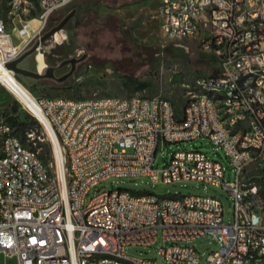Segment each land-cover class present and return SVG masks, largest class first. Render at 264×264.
<instances>
[{"label": "built area", "instance_id": "1", "mask_svg": "<svg viewBox=\"0 0 264 264\" xmlns=\"http://www.w3.org/2000/svg\"><path fill=\"white\" fill-rule=\"evenodd\" d=\"M74 1L4 0L0 70ZM160 10L163 33L178 42L199 40L216 56L217 72L195 81L181 111L159 97L34 98L52 131L36 117L58 172L2 127L0 264H158L125 252L156 245L165 264H199L197 248L181 243L204 236L218 243L207 264H264V0H162ZM25 16H32L29 24L38 18L39 27L32 39L15 44L16 21ZM197 139L222 150L224 159L199 148L166 156L170 145ZM136 176L223 188L234 220L225 223L221 201L209 195L118 188L99 189L88 201L102 182Z\"/></svg>", "mask_w": 264, "mask_h": 264}, {"label": "rangeland", "instance_id": "2", "mask_svg": "<svg viewBox=\"0 0 264 264\" xmlns=\"http://www.w3.org/2000/svg\"><path fill=\"white\" fill-rule=\"evenodd\" d=\"M161 1L75 0L72 5L56 12L40 35L58 24L68 12L74 9L76 3L85 7L88 3L95 2L98 3V15L109 16L114 19L110 23V27L114 31L111 30L112 34L109 36L106 34L102 41L103 49L88 48V42H94L92 37L95 30L91 27L79 28L72 21L63 32L56 35L58 37L57 43L52 41L44 45L39 55V68L44 70L47 66L57 65L63 59L70 58L75 54L80 57L87 53V59L77 66L74 76L64 84L44 80L26 85L19 79L20 82L15 79L33 99L66 98L78 100L107 96L120 98L159 97L170 100L177 111H181L194 93L195 81L199 77L214 75L217 72V58L212 51L204 48L197 39L178 42L163 33ZM4 10V0H0V17H5ZM31 18L32 16H25L22 21H16L21 33L14 30V24L10 23V29L14 30V39L19 38L18 44L26 43L36 34L39 27L38 18H34L35 20L33 19L31 24L26 23L27 19L31 20ZM130 38L135 42L134 47L130 44ZM69 68L62 69L57 75L67 72ZM128 77L138 80L139 83L145 85V88L135 91L133 87L127 86L125 82ZM3 91L6 92V90ZM10 96L19 103L18 113L21 118L26 114L35 117L14 95L10 94ZM10 116H12V110L5 105L0 106V145L3 139L1 129L6 126L5 120ZM35 119L40 126L33 127L34 130L28 132V140L25 144H32L33 147L37 148L39 154L50 151L49 159L43 160V162L53 174H56L58 163L53 145L43 125L36 117ZM12 132L15 133L14 129ZM193 148L203 149L211 158L224 159L222 150L215 153L213 151L214 146L202 139L170 145L166 149V156L169 152L177 149ZM162 164L163 162L160 160L159 163L158 159L156 166ZM118 188L130 190L135 194L214 196L222 203L225 223H231L234 220L233 200L225 189L194 181L164 184L161 181L153 183L148 177L143 176L112 178L91 189L88 201L95 196L99 189L108 191ZM181 244L192 245L197 248L200 255L199 264H207L209 254L218 248V243L211 236H204L189 243ZM125 252L130 257L149 258L156 260L158 264H165L164 258L158 255L157 245L152 247L128 246Z\"/></svg>", "mask_w": 264, "mask_h": 264}, {"label": "water", "instance_id": "3", "mask_svg": "<svg viewBox=\"0 0 264 264\" xmlns=\"http://www.w3.org/2000/svg\"><path fill=\"white\" fill-rule=\"evenodd\" d=\"M77 14V9L68 12L58 24L51 27L41 36L34 39L33 43L25 48L13 61L7 63L6 68L10 70L17 79L23 84L31 85L40 81L50 80L57 84L66 83L71 77L74 76L77 66L85 61L88 57L84 53L80 57L75 54L70 58L63 59L57 65L47 66L44 70L39 68V55L45 44L51 43L54 37L65 30L66 26L72 21ZM130 44L134 47L135 42L132 38L129 39ZM31 63V66L29 65ZM70 67L69 70L61 75L57 72ZM1 89V85H0Z\"/></svg>", "mask_w": 264, "mask_h": 264}, {"label": "trees", "instance_id": "4", "mask_svg": "<svg viewBox=\"0 0 264 264\" xmlns=\"http://www.w3.org/2000/svg\"><path fill=\"white\" fill-rule=\"evenodd\" d=\"M131 1V0H129ZM135 1V0H132ZM79 2V1H78ZM73 4V3H72ZM71 4V5H72ZM98 3L90 2L85 7H82L80 3H76L74 9H77V14L72 19L77 27H91L95 30L93 35V43L88 42L87 47H97V50L103 49V43L106 34L109 36L112 34L113 28L111 29L110 23L114 21L112 17L101 16L97 14ZM36 17V15H34ZM71 21V22H72ZM112 30V31H111ZM121 42V41H120ZM123 45V44H122ZM126 85L133 87L135 91H139L145 88L144 84L139 83L138 80L128 77L126 79ZM4 90V89H2ZM6 97V102L0 106H7L12 110V116L6 118V126L14 129V134L20 138L23 144L28 140L27 134L33 131V127H39L38 121L32 115L26 114L21 118L19 112V103L13 100L8 92H4ZM38 136H40L38 134ZM31 147L32 144H30ZM36 148V147H35ZM50 156V151L40 154L42 160H48Z\"/></svg>", "mask_w": 264, "mask_h": 264}, {"label": "bare ground", "instance_id": "5", "mask_svg": "<svg viewBox=\"0 0 264 264\" xmlns=\"http://www.w3.org/2000/svg\"><path fill=\"white\" fill-rule=\"evenodd\" d=\"M36 23V22H35ZM34 26V25H33ZM54 43L58 42V37L55 36L53 39ZM0 80L10 89L13 95L26 107L29 111L42 122H44L49 130L51 131L50 125L44 118L40 108L38 107L35 100L24 90L21 84L14 78L13 74L2 67L0 70ZM52 132V131H51ZM59 164L61 170H63L62 158L60 155V150L58 149Z\"/></svg>", "mask_w": 264, "mask_h": 264}, {"label": "flooded vegetation", "instance_id": "6", "mask_svg": "<svg viewBox=\"0 0 264 264\" xmlns=\"http://www.w3.org/2000/svg\"><path fill=\"white\" fill-rule=\"evenodd\" d=\"M29 65L31 66V63H29ZM58 73L59 71L57 72V74ZM5 102H6V97H5L4 91L0 89V105L4 104Z\"/></svg>", "mask_w": 264, "mask_h": 264}, {"label": "crops", "instance_id": "7", "mask_svg": "<svg viewBox=\"0 0 264 264\" xmlns=\"http://www.w3.org/2000/svg\"><path fill=\"white\" fill-rule=\"evenodd\" d=\"M18 40H19L18 37H17L16 39H14L15 44H18ZM14 78H15V77H14Z\"/></svg>", "mask_w": 264, "mask_h": 264}]
</instances>
